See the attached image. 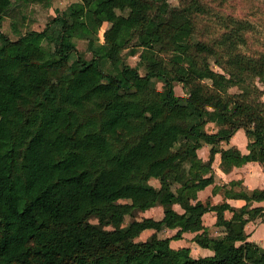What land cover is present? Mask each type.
Returning <instances> with one entry per match:
<instances>
[{
    "label": "trees",
    "instance_id": "16d2710c",
    "mask_svg": "<svg viewBox=\"0 0 264 264\" xmlns=\"http://www.w3.org/2000/svg\"><path fill=\"white\" fill-rule=\"evenodd\" d=\"M11 5L0 0V264H264V248L245 230L263 214L252 204L264 201V188L230 182L246 200L239 207L198 198L215 182L216 153L226 172L264 164V101L249 84L264 79V56L231 53L215 70L210 58L219 52L195 38L197 0H78L16 39L1 30ZM77 39L87 40L89 57ZM130 45L132 54L141 48L145 73L124 60ZM176 82L186 95L174 97ZM231 83L241 91L231 93ZM210 122L219 130L208 131ZM239 129L247 152L230 144ZM204 144L207 160L198 155ZM157 205L166 207L161 218L123 224ZM228 209L230 232L200 233L206 212L215 211L221 226ZM168 228L176 231L160 236ZM146 229L154 232L137 241ZM185 232L214 253L194 257L189 246L173 247Z\"/></svg>",
    "mask_w": 264,
    "mask_h": 264
},
{
    "label": "rangeland",
    "instance_id": "374dc122",
    "mask_svg": "<svg viewBox=\"0 0 264 264\" xmlns=\"http://www.w3.org/2000/svg\"><path fill=\"white\" fill-rule=\"evenodd\" d=\"M78 0H12L9 13L2 21L1 30L11 38L16 39L21 34L30 29L42 30L49 19L55 16L59 10L64 9L72 2ZM171 4L185 6L192 3V0H169ZM201 9H193L192 17L195 23V38L213 45L219 54L218 58H210L212 67L217 71H223L220 63L224 61L228 54L240 52L251 57L264 56V0H197ZM110 26L106 22L100 29V39L104 41V32ZM133 42H131L132 44ZM78 50L89 57L91 54L87 49L88 42L85 39L76 40ZM133 45L123 51L124 60L132 66H137L141 73H145V67L140 63L141 48L132 54ZM159 54L166 59H180V55L172 52L160 51ZM109 65L108 59L104 60ZM252 97H259L264 101V79L252 77L249 79ZM157 86L163 90V83L157 82ZM105 87V84L100 85ZM231 93L241 91L240 88L231 83L229 86ZM174 97L187 94V88L181 82H176L173 89ZM219 125L209 123L206 126L208 131L217 130ZM239 143V138H236ZM150 182L156 186L160 184L158 179H151ZM120 201H125L121 199ZM166 211L165 206L149 210L147 212H136L134 215H127L123 224H127L133 218L153 215L162 216ZM91 222L98 223L95 216L89 218ZM120 224V225H123ZM106 228H114L113 223H106ZM153 229H146L137 237V241L146 240ZM258 232V231H257ZM261 232V231H260ZM260 232H258L260 234ZM174 233V232H170ZM160 236H166L165 231H160ZM187 243L195 245L191 239ZM183 243H186L185 241ZM196 256V252L194 254Z\"/></svg>",
    "mask_w": 264,
    "mask_h": 264
},
{
    "label": "crops",
    "instance_id": "0c3cea01",
    "mask_svg": "<svg viewBox=\"0 0 264 264\" xmlns=\"http://www.w3.org/2000/svg\"><path fill=\"white\" fill-rule=\"evenodd\" d=\"M210 123H214V122H210ZM219 128L220 127H218L217 130H219ZM236 138H239L240 141L239 143L236 141ZM247 142H248V138L243 129L237 130L236 133L233 134V136L230 138V144L237 145L243 152L248 151ZM223 146H227V145H223ZM209 151H210V145L204 144L202 147L198 149V155L202 159L207 160L209 158ZM220 162H221V154L220 152H218L215 154V159L213 161L215 182L206 186L204 189H201L198 192V198L201 199L202 201H206L207 199H210L211 202L214 204L227 201L232 206L239 207L244 205L246 203V200L242 198H236L233 195V191L229 185L230 182L237 181L241 184L242 188L246 190L264 188V164L262 162L248 161L247 163L241 166L234 167L229 172H226L221 168ZM252 205L264 206V201L263 200L254 201ZM161 206L164 205H157L143 212H147L149 210H153ZM171 206L178 211H182V208L180 207L179 204H174ZM232 214L233 212L230 209L226 210L225 211L226 222L224 225L219 226L216 225V221H217L216 212L215 211L206 212L203 215L204 228L200 230V233L204 235L216 237V236H221L226 232H230L232 230V220H231ZM147 216H153V215H147ZM162 216L159 217L155 216V217L161 218ZM245 230L248 233L249 240L256 242L258 245L264 248V210L261 216H258L254 219H250L246 223ZM162 231H165L166 234H168L166 236H170L173 234L170 232H175L176 229L168 228ZM257 231L258 232L261 231L260 234ZM195 234L196 232H185L183 234V238L171 240V245L176 248L181 246H189L191 248V254L194 257L212 255L214 253L212 249L207 247H202L193 240ZM186 238L191 239L192 242L195 243V245L188 244L187 242L189 240H187ZM184 241L186 243H183ZM195 252H196V256L194 255Z\"/></svg>",
    "mask_w": 264,
    "mask_h": 264
}]
</instances>
